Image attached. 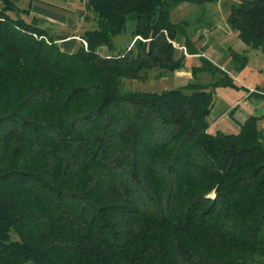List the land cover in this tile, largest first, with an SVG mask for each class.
Listing matches in <instances>:
<instances>
[{
	"label": "trees",
	"instance_id": "16d2710c",
	"mask_svg": "<svg viewBox=\"0 0 264 264\" xmlns=\"http://www.w3.org/2000/svg\"><path fill=\"white\" fill-rule=\"evenodd\" d=\"M80 1L90 27L67 52L30 3L0 0V264H264V130L207 131L232 78L200 55L181 87H122L182 67L173 41L198 53L171 11L218 0ZM226 23L264 54V0Z\"/></svg>",
	"mask_w": 264,
	"mask_h": 264
},
{
	"label": "crops",
	"instance_id": "0c3cea01",
	"mask_svg": "<svg viewBox=\"0 0 264 264\" xmlns=\"http://www.w3.org/2000/svg\"><path fill=\"white\" fill-rule=\"evenodd\" d=\"M28 1H30L28 2L30 3L29 13L31 16L40 20L39 25H41L45 30L53 35L54 40L58 43L62 50L67 52L73 51L78 45V42L81 40V34L80 32H76L79 30L77 27L78 25H76L74 22L76 20V15L75 10L72 8L75 7V5L82 4V2L80 0ZM185 5H188L187 2H183L175 7L171 11V19L174 18L173 15L175 10L181 9ZM79 13L81 14L82 12L80 11ZM210 16L211 15H208V18H204L203 23L210 22L211 19L213 20V18H211L212 16ZM226 16L223 18V22L225 24V28L223 30L225 32H233L236 35V32L232 30L226 23ZM174 20V22H180L183 20L189 22L188 31L194 40L195 46L199 49V52L188 54L184 46H181L179 43L173 41V45L179 50H182L186 58L182 67L172 73L166 74V77H169L172 80L171 85L173 84L172 86L181 87L193 79L192 67L198 66L200 64V55L207 57L214 64L225 71L232 78V82L234 84L232 87H216L214 102L210 113L207 116L209 123L207 131L210 133H215L216 131H222L224 133H236L239 131L241 124L244 123V121L250 116L258 117L257 127L264 130V95L259 94L261 91L259 87H262L263 75L262 71H260L261 69L257 68L255 64H253V61L252 63L250 62L253 60L252 57L257 52H254L251 58L246 54L247 63L242 69L236 71L232 65L230 66V71L223 65L226 63L228 64L226 60L223 64L218 61L217 54L220 50L217 48L216 44V46L214 44L209 45V48H206L205 50L202 48L207 44V40L200 42L199 37H201V35L194 33V27H198V29L205 28L203 23L199 25H193L194 22H192V20H194V18H191L189 15H187V13L185 15H181L178 19L174 18ZM215 22L217 24L220 23L219 21ZM198 31L199 30H197V32ZM130 44L131 42L128 44V46H130ZM232 50L236 51L233 46L232 48H229V52ZM97 51L103 56H106L110 53L108 48L105 46H100ZM201 77L203 79L208 76L202 74Z\"/></svg>",
	"mask_w": 264,
	"mask_h": 264
},
{
	"label": "rangeland",
	"instance_id": "374dc122",
	"mask_svg": "<svg viewBox=\"0 0 264 264\" xmlns=\"http://www.w3.org/2000/svg\"><path fill=\"white\" fill-rule=\"evenodd\" d=\"M15 1V0H14ZM240 0H219L218 2L211 4V3H206V4H190L187 3L188 5H185L181 9H177L174 12L173 17L175 19H178L181 15H189L191 18H194L192 20L193 25H199L203 23L204 18H208V15H211L210 17L213 18L211 19L210 22H204L203 26L205 28H199L194 27V33L201 35L199 37L200 42H203L204 40H207V44L203 46L202 48L205 50L206 48H209V45L216 44L217 48L220 50L218 52V61L220 63L228 62V64H223L226 69L230 70V66H232V61L230 60V53L229 48H233L236 51L239 52H244L246 53L250 58L254 52L255 55L252 57L253 60L250 62L255 64L257 68H260L259 70L262 71L263 75V81L262 85H264V54H262L259 50L252 49L245 45L238 37L235 35L233 32H225L223 29L225 28V24L223 22V18L226 16V14L229 11V6L231 3H239ZM28 0H19L18 3H20L21 7H26L28 4ZM83 4L75 5L72 9L75 10V15H76V20L74 21L76 25H78V30L76 32H82L85 29H88L90 27V22H91V17L92 14L89 13L88 11L82 10ZM82 12L81 14L79 12ZM199 12V13H198ZM177 15V16H176ZM88 16V17H86ZM174 18H172L173 21ZM213 21V22H212ZM215 21H219L220 23L217 24ZM216 25H215V23ZM130 26V24H129ZM128 26V27H129ZM206 29V30H205ZM197 30H199L197 32ZM131 40V37L129 35V31H125L120 35H117L114 37V43H115V50L114 53L124 49L126 45L129 43ZM200 44V43H199ZM215 45V46H216ZM231 71V70H230ZM238 74V73H236ZM167 75L163 77H158L156 76V71L152 70L151 72L148 73V75L140 80V79H124L122 81V87L124 89H131V90H141V91H160L163 89H170V88H176L178 86H172L171 82L172 80L169 77H166ZM207 76V75H206Z\"/></svg>",
	"mask_w": 264,
	"mask_h": 264
},
{
	"label": "built area",
	"instance_id": "2783aa9c",
	"mask_svg": "<svg viewBox=\"0 0 264 264\" xmlns=\"http://www.w3.org/2000/svg\"><path fill=\"white\" fill-rule=\"evenodd\" d=\"M82 42H83L84 46H86V42H84V41H82Z\"/></svg>",
	"mask_w": 264,
	"mask_h": 264
}]
</instances>
